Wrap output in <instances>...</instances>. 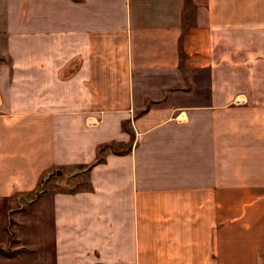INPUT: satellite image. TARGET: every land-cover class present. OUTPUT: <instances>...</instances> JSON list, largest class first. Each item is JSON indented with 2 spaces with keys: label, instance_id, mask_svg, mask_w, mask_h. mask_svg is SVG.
<instances>
[{
  "label": "crops",
  "instance_id": "obj_1",
  "mask_svg": "<svg viewBox=\"0 0 264 264\" xmlns=\"http://www.w3.org/2000/svg\"><path fill=\"white\" fill-rule=\"evenodd\" d=\"M9 228L0 264H264V0H2Z\"/></svg>",
  "mask_w": 264,
  "mask_h": 264
},
{
  "label": "trees",
  "instance_id": "obj_2",
  "mask_svg": "<svg viewBox=\"0 0 264 264\" xmlns=\"http://www.w3.org/2000/svg\"><path fill=\"white\" fill-rule=\"evenodd\" d=\"M100 162V159L97 160L93 165L97 164ZM86 169V168H85ZM46 179L43 178L42 182H41V192H36L35 193V197L41 195L43 193L44 190V185H45ZM13 222L10 221V225L12 226ZM9 232V236H10V241H9V245L7 247H3L0 245V257L3 258H7V259H13L15 257H17L20 253L26 251V250H14L12 247L13 245L16 244V236L15 234L10 230V228L8 229Z\"/></svg>",
  "mask_w": 264,
  "mask_h": 264
},
{
  "label": "rangeland",
  "instance_id": "obj_3",
  "mask_svg": "<svg viewBox=\"0 0 264 264\" xmlns=\"http://www.w3.org/2000/svg\"><path fill=\"white\" fill-rule=\"evenodd\" d=\"M2 0H0V13H1ZM63 177V176H62Z\"/></svg>",
  "mask_w": 264,
  "mask_h": 264
}]
</instances>
